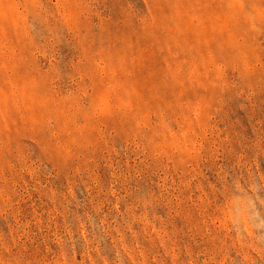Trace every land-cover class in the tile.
Segmentation results:
<instances>
[{
    "label": "rangeland",
    "instance_id": "obj_1",
    "mask_svg": "<svg viewBox=\"0 0 264 264\" xmlns=\"http://www.w3.org/2000/svg\"><path fill=\"white\" fill-rule=\"evenodd\" d=\"M0 264H264V0H0Z\"/></svg>",
    "mask_w": 264,
    "mask_h": 264
}]
</instances>
